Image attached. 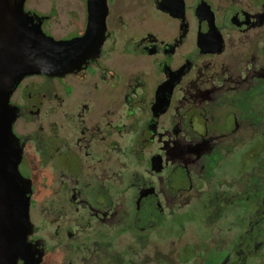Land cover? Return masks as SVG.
Masks as SVG:
<instances>
[{"label":"flooded vegetation","instance_id":"flooded-vegetation-1","mask_svg":"<svg viewBox=\"0 0 264 264\" xmlns=\"http://www.w3.org/2000/svg\"><path fill=\"white\" fill-rule=\"evenodd\" d=\"M79 2L62 39L86 32ZM106 4L99 54L11 97L40 264H264V0ZM27 10L48 33L49 15ZM30 145L58 160L52 221Z\"/></svg>","mask_w":264,"mask_h":264},{"label":"water","instance_id":"water-1","mask_svg":"<svg viewBox=\"0 0 264 264\" xmlns=\"http://www.w3.org/2000/svg\"><path fill=\"white\" fill-rule=\"evenodd\" d=\"M26 1L0 0V264H40L46 252L29 240L32 183L20 170L24 140L13 129L19 110L11 97L26 76L81 68L107 38L106 0H88L85 34L68 39L46 33Z\"/></svg>","mask_w":264,"mask_h":264},{"label":"rangeland","instance_id":"rangeland-1","mask_svg":"<svg viewBox=\"0 0 264 264\" xmlns=\"http://www.w3.org/2000/svg\"><path fill=\"white\" fill-rule=\"evenodd\" d=\"M26 8L39 10L49 15L45 29L49 34L57 38L75 34L80 27L75 19V14L81 10L79 0H27ZM26 160L32 167L30 171L36 179L38 188L36 192V198H38L36 211L38 209L44 219L52 221L51 206L48 205V202L55 195V191L59 189V175L56 173L58 160L52 158L44 159L42 155L34 153L32 145L27 150ZM50 192L53 193L50 194ZM50 223L47 224L45 232H48L49 243L52 246H56V243L50 238L56 235L57 224ZM60 252L62 253V250ZM53 253L59 254L57 250H54Z\"/></svg>","mask_w":264,"mask_h":264}]
</instances>
